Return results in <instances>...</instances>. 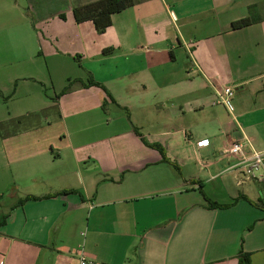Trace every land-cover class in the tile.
I'll use <instances>...</instances> for the list:
<instances>
[{
    "label": "crops",
    "instance_id": "obj_1",
    "mask_svg": "<svg viewBox=\"0 0 264 264\" xmlns=\"http://www.w3.org/2000/svg\"><path fill=\"white\" fill-rule=\"evenodd\" d=\"M79 1L0 0V264H264V181L223 154L264 152V0H138L102 33Z\"/></svg>",
    "mask_w": 264,
    "mask_h": 264
},
{
    "label": "trees",
    "instance_id": "obj_2",
    "mask_svg": "<svg viewBox=\"0 0 264 264\" xmlns=\"http://www.w3.org/2000/svg\"><path fill=\"white\" fill-rule=\"evenodd\" d=\"M138 0H91L87 3H81L80 1L75 3L73 6V15L75 18V21L77 23H83L86 21H92L95 29L102 33L104 32L109 26L112 24V17L114 14L119 13L129 7H132L136 5ZM253 23V20L249 17L240 19L238 21L233 22L232 27L233 29H241L244 27H247ZM112 52V49L108 48L103 51L104 54H110ZM72 86V83L70 82L63 93L69 91L70 87ZM85 86H99L103 89V85L96 82L92 77L88 78L87 84ZM135 131L139 133L136 128ZM152 147L158 149L161 154L163 155V160L165 162H168L172 164L177 170H179V167L177 163L170 160L163 150V148L158 144H152ZM57 195V194H55ZM40 197L35 196H26L24 199H21L18 205H22L25 201L30 199H39ZM210 205L212 207H228L229 205H219L215 202H210ZM17 206H14L13 209ZM8 218V214H4L0 216V227L3 226L6 222V219ZM239 264H251L250 254L243 253L239 256Z\"/></svg>",
    "mask_w": 264,
    "mask_h": 264
},
{
    "label": "built area",
    "instance_id": "obj_3",
    "mask_svg": "<svg viewBox=\"0 0 264 264\" xmlns=\"http://www.w3.org/2000/svg\"><path fill=\"white\" fill-rule=\"evenodd\" d=\"M217 94V103L225 105L231 111L234 89L224 87ZM223 154L233 161L230 169L235 172L239 184L248 181H264V152L258 151L246 136L229 144ZM79 264H94V262L81 251Z\"/></svg>",
    "mask_w": 264,
    "mask_h": 264
},
{
    "label": "rangeland",
    "instance_id": "obj_4",
    "mask_svg": "<svg viewBox=\"0 0 264 264\" xmlns=\"http://www.w3.org/2000/svg\"><path fill=\"white\" fill-rule=\"evenodd\" d=\"M84 1H87V0H84ZM56 61V63H57V65L59 66L58 68H55V69H52V63H54ZM48 64H49V66L50 67H48ZM48 64H46L45 65V72H44V74H46V76L48 77L50 74L52 75V74H64L65 72V70H66V68H68V66H67V64H66V61L65 60H63L62 62H60L59 61V59H57V60H54V58H49V60H48ZM65 69V70H64ZM69 69V68H68ZM50 70V71H49ZM78 70H80V69H78ZM74 74H76V72L74 73ZM54 79H57V78H54ZM21 82V81H20ZM29 83L28 84H31L30 83V81H28ZM15 89H16V85H15V83L12 85V87H11V91H10V94H6V95H4L6 98H5V100H4V108H5V104H8V105H10L11 107L13 106L14 107V105H18V104H20V103H22L23 102V104L25 103L24 102V100L22 101V97H18V95H17V93H15ZM57 90V89H56ZM46 91H47V96H46V100L50 103V98L51 97H55V95L56 94H54V91H53V89H52V87H51V83H48V85L46 86ZM58 91V90H57ZM15 93V94H14ZM58 94L57 95H59V92H57ZM1 97H2V95H0ZM53 112L51 111L50 113L47 111V112H44L43 113V115H40V117H39V119H44V118H46V119H49L48 117H50L51 115H53L52 114ZM47 114V115H46ZM22 127H24V126H22ZM21 128V127H20ZM16 129H18V128H16ZM46 131L48 132V135H50V136H55V133H56V131H57V126H52V127H48V128H46ZM2 215H4L3 213H0V216H2Z\"/></svg>",
    "mask_w": 264,
    "mask_h": 264
}]
</instances>
